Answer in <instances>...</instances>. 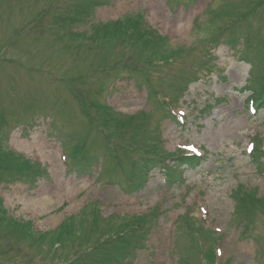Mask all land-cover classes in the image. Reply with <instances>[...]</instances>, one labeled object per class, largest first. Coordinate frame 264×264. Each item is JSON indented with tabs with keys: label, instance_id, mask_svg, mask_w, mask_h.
Segmentation results:
<instances>
[{
	"label": "rangeland",
	"instance_id": "374dc122",
	"mask_svg": "<svg viewBox=\"0 0 264 264\" xmlns=\"http://www.w3.org/2000/svg\"><path fill=\"white\" fill-rule=\"evenodd\" d=\"M57 1V12L74 7L72 0H0V150L13 147L46 169L32 183L2 182L10 176L0 171L8 216L53 231L99 201L101 216L110 217L100 227L147 214L145 242L137 239L143 246L130 264H204L212 229L221 231L214 235L221 252L215 264H264V208L249 221L236 215L232 199L239 184L264 196V175L246 151L251 140L264 145V107L251 114V92L243 90L250 82L257 89V80L264 79V0H95L98 7L85 24L62 26L50 18ZM141 12L157 37H165L161 45L169 59L160 60L157 49L140 51L133 39L74 35L90 36L94 24ZM234 37L237 46L229 43ZM242 38L252 45L242 48ZM104 105L119 118L132 115L130 134L117 131ZM177 108L186 115L183 121L170 118ZM157 130L165 149L160 156L184 146L198 148L205 160L185 167L184 181L172 188L156 167L141 188L129 192L130 160L141 143L151 148ZM78 154L89 159L84 173L68 169ZM38 199L44 201L34 203ZM199 206L207 221L199 220ZM155 207L160 213L152 222ZM187 211L205 229L198 236L204 243H193L186 233L180 217ZM2 225L0 264L48 263L45 252L38 254Z\"/></svg>",
	"mask_w": 264,
	"mask_h": 264
},
{
	"label": "trees",
	"instance_id": "16d2710c",
	"mask_svg": "<svg viewBox=\"0 0 264 264\" xmlns=\"http://www.w3.org/2000/svg\"><path fill=\"white\" fill-rule=\"evenodd\" d=\"M75 1V3H73ZM60 1H57L56 6L50 7L49 10L56 9L50 16L54 25L62 26L60 22H79L76 24H85L93 15V9L97 7L98 2L95 0H72L70 3L74 4L71 9L68 6L67 10L57 12L61 7ZM46 10V9H45ZM43 10V12H45ZM67 15V16H65ZM73 24V25H76ZM69 26V23L66 27ZM234 27V26H233ZM229 28V27H228ZM227 28V29H228ZM219 31H224L226 28L218 26ZM92 33V34H91ZM87 36L86 32L75 33L78 38H88L91 40H102L104 36L109 40L122 39V41L133 39L135 48L141 49L140 51L147 52L148 50L161 51L160 60L169 59L168 50L161 44L165 41V37H157L159 34L149 28L145 24L143 13H137L133 16L125 17L121 20L112 21L110 23H98L92 25V31ZM124 34L123 36H119ZM118 36V37H117ZM244 39L243 48H247L248 45H252V40L249 38ZM239 39L234 37V40H229V43L237 46ZM162 46V47H161ZM151 59V58H150ZM147 55V60H150ZM149 61H147L146 65ZM258 88L253 89L254 95L258 98V107L264 106V79L258 82ZM184 88V87H183ZM182 88V90H183ZM106 105L102 106L105 109ZM107 109L106 118L109 119L118 132H126L130 134L129 124L133 125L134 119L132 115H128L125 118H119L115 113L109 112ZM210 109L208 105L206 109ZM117 114V113H116ZM145 115V114H143ZM114 129V130H116ZM159 130L155 134V142L152 144H145L147 149L142 151L146 155H139L138 157L130 160V169L127 172L129 174V190L141 188L148 178V174L157 166L164 170L165 181L168 187H172L175 184L182 181V174L184 172V166L195 168L204 161V157L195 155H182V154H170L173 163L170 165L166 163V158L160 156L161 150L159 146ZM252 158L256 162H259L261 158H264V152L261 149L256 148L252 153ZM89 159L80 155L74 156L73 166L78 172H85L88 168ZM9 171V178H5V181L9 180H25L29 183L41 175H45L46 171L41 169L39 164L30 160L15 155L11 151L0 150V171ZM11 171V173H10ZM1 180V179H0ZM233 199L235 201L236 215H244L245 219L251 221L250 215L254 210L264 208V196H258L255 191L246 189L242 184H239L233 191ZM91 206L88 214L81 213L79 216H68L65 218L59 226L53 231L36 232L32 224L29 222H20L12 220L9 217L0 215V221L6 226V233L18 235L24 237V240L28 244L36 249L37 253L43 255V252L48 256L47 264H127L126 257L132 252L134 246H142L137 238L143 241L145 236V225L149 219L147 214L135 215L123 217L117 222L111 225L101 226V221L108 220L110 217L101 216V210L97 202L91 201L86 208ZM156 209H152L151 213L155 214L151 219L156 217ZM0 212L4 214V210L1 206L0 198ZM87 227L84 224L88 220ZM186 225V233L191 237L193 243L201 241L204 243L203 238L199 239L198 236L204 231V228L197 225L195 219L190 216L189 212H185L180 217ZM120 221V222H119ZM113 231L114 236L108 235L110 231ZM207 238L211 242L204 250V264H215L216 261V238L210 233L207 234ZM198 243V242H197ZM35 251V253H36ZM185 261V260H184ZM62 262V263H61ZM182 262V261H181ZM180 264H184L181 263ZM191 264V263H190ZM197 264V263H192Z\"/></svg>",
	"mask_w": 264,
	"mask_h": 264
},
{
	"label": "bare ground",
	"instance_id": "6f19581e",
	"mask_svg": "<svg viewBox=\"0 0 264 264\" xmlns=\"http://www.w3.org/2000/svg\"><path fill=\"white\" fill-rule=\"evenodd\" d=\"M44 200L43 199H38V200H35L34 203H40V202H43Z\"/></svg>",
	"mask_w": 264,
	"mask_h": 264
},
{
	"label": "snow or ice",
	"instance_id": "6c2138e0",
	"mask_svg": "<svg viewBox=\"0 0 264 264\" xmlns=\"http://www.w3.org/2000/svg\"><path fill=\"white\" fill-rule=\"evenodd\" d=\"M190 147H191V146H190ZM192 151H193V152H195V151H196L195 147H192Z\"/></svg>",
	"mask_w": 264,
	"mask_h": 264
}]
</instances>
